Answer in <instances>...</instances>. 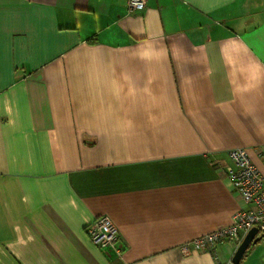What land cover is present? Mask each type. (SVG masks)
<instances>
[{
  "label": "crops",
  "instance_id": "0c3cea01",
  "mask_svg": "<svg viewBox=\"0 0 264 264\" xmlns=\"http://www.w3.org/2000/svg\"><path fill=\"white\" fill-rule=\"evenodd\" d=\"M232 148L264 176V0H0V264H233L180 251L238 210Z\"/></svg>",
  "mask_w": 264,
  "mask_h": 264
},
{
  "label": "built area",
  "instance_id": "2783aa9c",
  "mask_svg": "<svg viewBox=\"0 0 264 264\" xmlns=\"http://www.w3.org/2000/svg\"><path fill=\"white\" fill-rule=\"evenodd\" d=\"M128 12L142 10L147 0H125ZM230 164L226 168L227 177L240 197V206L233 214L231 223L219 230L205 233L180 248L183 254L193 251L214 250L220 242L238 245L253 227L264 235V176L251 162L243 148H232L227 152ZM86 232L92 244L120 256L118 231L108 216H98L86 225Z\"/></svg>",
  "mask_w": 264,
  "mask_h": 264
},
{
  "label": "water",
  "instance_id": "95a60500",
  "mask_svg": "<svg viewBox=\"0 0 264 264\" xmlns=\"http://www.w3.org/2000/svg\"><path fill=\"white\" fill-rule=\"evenodd\" d=\"M258 230L257 228H251L243 237L241 242L236 246V249L231 258V262L233 264H238L239 261L245 256L252 246L260 239L261 236H257Z\"/></svg>",
  "mask_w": 264,
  "mask_h": 264
},
{
  "label": "rangeland",
  "instance_id": "374dc122",
  "mask_svg": "<svg viewBox=\"0 0 264 264\" xmlns=\"http://www.w3.org/2000/svg\"><path fill=\"white\" fill-rule=\"evenodd\" d=\"M242 264H264V236L252 246Z\"/></svg>",
  "mask_w": 264,
  "mask_h": 264
},
{
  "label": "trees",
  "instance_id": "16d2710c",
  "mask_svg": "<svg viewBox=\"0 0 264 264\" xmlns=\"http://www.w3.org/2000/svg\"><path fill=\"white\" fill-rule=\"evenodd\" d=\"M264 236V235H261V237Z\"/></svg>",
  "mask_w": 264,
  "mask_h": 264
}]
</instances>
